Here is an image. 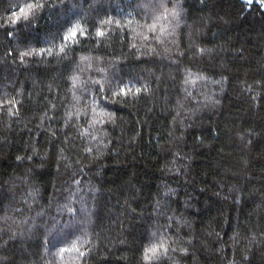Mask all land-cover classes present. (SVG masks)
Wrapping results in <instances>:
<instances>
[{"label":"trees","instance_id":"obj_1","mask_svg":"<svg viewBox=\"0 0 264 264\" xmlns=\"http://www.w3.org/2000/svg\"><path fill=\"white\" fill-rule=\"evenodd\" d=\"M0 264H264V0H0Z\"/></svg>","mask_w":264,"mask_h":264},{"label":"snow or ice","instance_id":"obj_2","mask_svg":"<svg viewBox=\"0 0 264 264\" xmlns=\"http://www.w3.org/2000/svg\"><path fill=\"white\" fill-rule=\"evenodd\" d=\"M249 2H250V0H249ZM73 35H75V33H73Z\"/></svg>","mask_w":264,"mask_h":264}]
</instances>
